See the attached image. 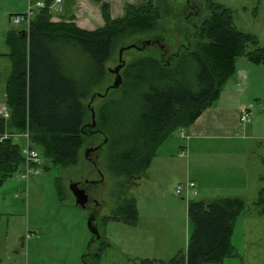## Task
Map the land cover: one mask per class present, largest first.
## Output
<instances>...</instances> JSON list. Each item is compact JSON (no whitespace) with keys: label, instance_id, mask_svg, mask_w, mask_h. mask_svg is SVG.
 <instances>
[{"label":"trees","instance_id":"1","mask_svg":"<svg viewBox=\"0 0 264 264\" xmlns=\"http://www.w3.org/2000/svg\"><path fill=\"white\" fill-rule=\"evenodd\" d=\"M92 1L99 5L103 20L102 27L93 31L79 29L71 22L73 17L70 22H52L46 7L34 9L27 30L5 34L11 71L4 94L9 118L0 117V187L18 170L23 173L24 158L13 137L26 129L31 148L62 169L78 163L87 136L100 134L106 140L101 146L107 147L111 173L121 181L112 189L111 213L115 220L135 225L138 210L135 198L128 194L131 184L146 173L157 149L173 132L188 129L219 99L220 90L235 74L236 59L244 57L264 66V47L255 37L237 31L230 11L221 5L208 3L207 16L200 20L202 8L188 0L185 21L192 30L185 24L169 53L164 16L151 1L139 7L125 5L116 19L111 18L107 3ZM126 41L127 47H136L131 49L142 48L146 41L157 44L141 50L151 49L147 54L125 62L120 86L100 95L114 48ZM88 129L95 132L88 134ZM261 163L264 169V158ZM254 206L264 212V186ZM99 207L100 203L91 210L92 226L97 228ZM242 210L243 203L235 198L188 201L193 234L185 256L175 255L166 264H201L232 256L230 224ZM103 239L94 240L102 241L99 249L92 250L94 242L89 244L86 264L100 261L106 247Z\"/></svg>","mask_w":264,"mask_h":264},{"label":"rangeland","instance_id":"2","mask_svg":"<svg viewBox=\"0 0 264 264\" xmlns=\"http://www.w3.org/2000/svg\"><path fill=\"white\" fill-rule=\"evenodd\" d=\"M43 1L0 0V55H3L0 56V104H4L11 71L5 34L10 30L25 29L24 24L14 25L9 16L25 13L29 3L34 7L36 2ZM187 1L151 0L164 16V36L169 53L176 45L175 36H181L180 30L188 24L185 21ZM193 1L202 8L200 20L207 16L204 6L208 3L221 5L230 11L237 31L255 37L258 46L264 47V0ZM75 3L76 0H64L62 7L72 14L79 11ZM59 9L60 6L51 11L52 17L64 15L61 11L58 13ZM193 19L198 22V18ZM188 28L192 30V27ZM129 43L126 41L114 48L107 63V79L98 90L100 95L106 94V88L114 81L109 70L119 65L120 50L126 63L151 51H141L150 45L124 50ZM235 62V73L242 69L248 74L247 79L242 78V88L231 85L230 93L222 88L220 102L238 101L242 107H252L253 117L248 124L251 127L244 126L242 140L191 141L193 150L189 155L186 151L187 128L173 132L157 149L146 173L131 184L128 194L135 198L138 210L135 225L117 221L111 213L115 201L112 189L121 181L111 173L106 145L88 156L91 148L102 145V135L87 136L79 151L78 163L67 169L53 167L37 150L41 162L39 173L22 179V171L18 170L0 187V264H86L90 258L85 254L92 238L88 221L94 205L91 202L87 208L77 207L70 185L82 183L84 179H98L96 168L103 175V182L91 196L100 203L95 222L106 244L97 264H143L146 261L166 264L175 255L185 256L194 231L188 217V201L210 203L228 198L243 203L242 212L230 224L229 244L233 255L201 264H264V212L254 206L257 193L264 186L261 179L264 175L261 163L264 158V66H256L244 57ZM99 102V98L93 101V107ZM13 141L21 150L26 145L22 134L14 136ZM238 151L244 152V157L235 163ZM88 158H92L95 166ZM236 165L248 171V176L230 174ZM189 179L194 181L197 195H176V187L184 186ZM100 241L91 244L92 250L103 245Z\"/></svg>","mask_w":264,"mask_h":264},{"label":"crops","instance_id":"3","mask_svg":"<svg viewBox=\"0 0 264 264\" xmlns=\"http://www.w3.org/2000/svg\"><path fill=\"white\" fill-rule=\"evenodd\" d=\"M45 1V0H44ZM63 1L60 5L58 13L64 14L62 16L52 17L51 21L58 23L59 21L70 22L69 19L73 17L71 21L79 29L86 31H93L102 27L103 20L101 16V10L97 3L92 0H76L75 6L79 7V11L72 14L67 13L65 8L62 7ZM109 5L110 15L112 19L120 18L123 15V8L125 5H132L134 7H139L151 0H101ZM64 11V13L62 12ZM248 74L242 70L238 69L237 73L234 74L224 85L225 91L230 93V86L235 85L237 88H242V78L247 79ZM222 95L219 99L215 101L212 106L206 109L202 115L187 129V143L186 151L191 155L193 148L190 142H202L208 140H219V139H241L244 126L239 123V114L242 105L238 101H231L230 103H222ZM233 98V97H232ZM253 117V116H252ZM252 121V119H251ZM251 125H247L249 129ZM243 128V129H242ZM251 129V128H250ZM242 157H244V152L238 151V158H236L235 163H238ZM240 174L248 176V171L242 169L240 166L236 165L230 174ZM190 180V179H189ZM192 181V180H191ZM200 179L199 182H201ZM194 182V181H193ZM204 202V201H203Z\"/></svg>","mask_w":264,"mask_h":264},{"label":"built area","instance_id":"4","mask_svg":"<svg viewBox=\"0 0 264 264\" xmlns=\"http://www.w3.org/2000/svg\"><path fill=\"white\" fill-rule=\"evenodd\" d=\"M62 0H50L47 2H37L34 7L31 4H28L27 11L23 15H15L11 18V21L14 25H21L29 27L30 18L32 17L34 9H41L48 7L49 10H55L60 4ZM251 107H243L240 112V123L242 125L248 124L251 118ZM0 117L4 119L9 118V112L4 104L0 105ZM24 139L26 141L25 147L21 150V153L24 158V167L23 173L21 174V178L27 179L30 174H37L39 170L37 167L40 165V159L37 151L31 148L29 142V133L26 131L24 134ZM185 193L187 196L197 195L195 191V186L192 182H187L184 186L178 185L175 190L176 195H181Z\"/></svg>","mask_w":264,"mask_h":264},{"label":"water","instance_id":"5","mask_svg":"<svg viewBox=\"0 0 264 264\" xmlns=\"http://www.w3.org/2000/svg\"><path fill=\"white\" fill-rule=\"evenodd\" d=\"M155 43L157 44V42L152 43V42L146 41L143 44L142 48H144L146 45H151V44H155ZM130 48H136V47L134 45L128 46V47L124 48V50L130 49ZM121 53H122V50H120L119 54L121 55ZM120 55H119V65L116 66L115 68H113L112 70H109V72H111L114 75V81H113L112 85L109 88H107V90L105 92H107L110 88L111 89H117L122 82L121 76H120V70L124 66L125 61L122 60ZM94 125H95V123L93 122L91 124V127H94ZM104 142H106V140H104ZM70 191H71V194L74 198L75 205L77 207L84 209L88 206V204L90 203L91 200L89 198L88 193L85 190L80 189L76 183H72L70 185ZM91 219H92V217L90 216L89 221H88V228H89V231L91 233L92 238H91L89 244L94 242V240L99 239V237H100L99 232H98V228L96 226H92Z\"/></svg>","mask_w":264,"mask_h":264},{"label":"flooded vegetation","instance_id":"6","mask_svg":"<svg viewBox=\"0 0 264 264\" xmlns=\"http://www.w3.org/2000/svg\"><path fill=\"white\" fill-rule=\"evenodd\" d=\"M93 132H95V131H92L91 133H93ZM100 148H101V145H98L96 147L91 148L90 151H89L90 153L88 152L89 153L88 156L90 154H92V151L93 150H95L93 152H96ZM87 160L90 162V164H92L93 166H95V162H93L92 158H88ZM95 172H96L97 176H99L98 179H95V180H92V179L91 180H86V179H84L83 180L84 182H82V183H76V184H77V186L80 189H83V190H85L88 193L89 198L91 200L90 202H93V205L94 206H97L98 205L97 199L92 198L91 194L96 193V190H98L99 185L103 182V175L101 174V172H100V170L98 168L95 169Z\"/></svg>","mask_w":264,"mask_h":264}]
</instances>
